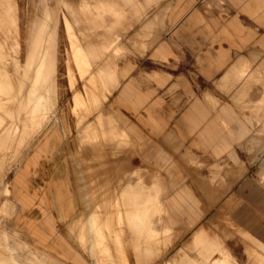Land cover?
Instances as JSON below:
<instances>
[{
    "label": "rangeland",
    "instance_id": "374dc122",
    "mask_svg": "<svg viewBox=\"0 0 264 264\" xmlns=\"http://www.w3.org/2000/svg\"><path fill=\"white\" fill-rule=\"evenodd\" d=\"M36 1L7 0L6 5L8 7L5 9H0V13L7 12L9 16L7 18V14H0V38L2 37V41L0 39V60L3 61L4 59L3 62L0 61V81L2 80V82L0 83V264H168L171 263L170 260L173 254L176 253V251H178L180 248L184 247L186 243H189L191 241L193 232L201 228L206 229L209 234L217 236L221 240L224 247L229 251V253L241 264H252V259H248L245 248L249 249L250 247H253V243L247 238H242L243 241L239 240L240 238L238 237H241V235H239L237 231V229L239 228L238 221L234 216L235 213L233 210L234 205L237 202H244L248 205H252V203L248 201L243 194L244 192H246V188H243L239 182L237 185H235L233 190L234 193L238 194L236 201H227L222 203H220L219 201H213L212 203H210L213 205L215 204L218 207V212H215V214L211 215V217L202 219L200 223L195 227L188 228L185 223H183V225L187 227V229H185L182 224H179V226L178 222L173 223L174 221L171 220V217L167 213H164L166 212L165 204L166 206H168V208H170L171 206L170 201L169 203L164 202V198L168 195L169 192V186L166 184L165 176H163V174L158 170L150 167L144 161H138L137 159H134L135 156H133L134 153H132V150L136 153L137 151L136 147H134L133 145V140L130 139V137L124 130H120V125L117 123L112 114L107 109H105L106 102L112 95L113 91L120 84L117 74L120 64L124 60L133 57L134 55H141L148 49L151 40L154 37V34L158 30H161L158 29L157 25L160 24V22H164V19L166 17L165 8L167 4H170V0H130L128 3L125 2L127 0H115L116 2H114V0H87L88 2L86 0H78L75 2H71L70 0H59L60 3L57 0ZM69 2L73 6H71ZM145 2L148 3L146 4ZM0 4L4 6V4H2L1 2ZM68 7L71 9H69ZM97 7L99 8L97 9ZM109 8L112 9L110 10ZM83 10H85L84 12H86L87 10L90 14L89 16L91 17L89 21L86 20L88 23L90 22L88 25H91L89 27L87 26L88 30H84V32L80 28H78V26L80 27L79 21H81V16L87 15L82 12ZM29 12L30 14H28ZM32 12L34 13L31 14ZM98 13L99 15L103 14L101 17H103L104 20L100 16L97 17ZM9 14H13L14 19ZM17 14L21 16L17 17ZM70 14H74V17ZM32 15H36L38 19L35 16V19L32 20V18H30L32 17ZM55 15L57 18L55 17ZM57 15L59 16V18ZM61 15H64L65 19L64 17H61ZM79 15L81 16L79 17ZM24 16L29 17H26V19ZM76 16L79 17V21L77 20L78 18ZM54 17L56 20L52 19ZM75 17L77 18L75 20L76 22L74 21ZM94 17H97L96 21L94 20ZM2 18L5 22L1 21L3 20ZM91 20L93 21V25L91 23ZM27 21L29 23L33 21L30 24L31 26L28 25L30 29L28 26H26ZM47 21L49 23H46ZM82 21L84 22L85 20ZM1 22H3V24L10 23L8 24V27L10 28L12 26L11 22H18L16 23L17 25L13 24V26L15 27H12L14 29L12 30L13 32L15 31L14 34L16 36L13 35V32L10 28L6 27L7 24L5 26V24L3 25ZM34 24L36 27L34 26ZM3 26L8 28V30L6 29L8 33L6 32V30L3 31L5 29V27L3 28ZM25 30H32L31 32H28L30 36L28 34L25 35ZM72 30H74L75 33H73ZM90 30H92V32ZM150 30L152 32H150ZM33 31H35L36 34ZM53 32L55 36L53 35ZM95 32L97 34H95ZM18 33L19 36H17ZM32 33L34 34V38L31 41L28 40V38H32ZM98 33L100 36L98 35ZM2 35H4V37ZM23 35L27 37V42L30 41L33 43L30 44L29 42V44L27 43V45L25 42L26 39H24L25 36ZM5 36L6 38L8 36V41L4 40ZM10 37H16L17 40L16 38H12L11 40ZM55 37L57 38V40ZM107 37H109L110 39H108ZM53 38L55 39L53 40ZM53 41H56L54 43L56 44V46L59 45L60 49L57 47V50L54 47L55 44L53 43ZM70 42H72L71 47ZM6 43L9 45H7ZM64 44H69V47L65 46ZM78 44H80L83 48H81V50H83V56H80L78 54L83 61L76 55V57L79 59V62L76 57V60L74 59V53H77L75 47H79ZM21 45L24 48H22ZM30 45H32L31 48ZM63 45L64 47H66V50L64 49ZM6 46H9L7 48V51L5 50ZM26 46L30 48V51L32 52L31 55L29 54L30 51H27V49L29 50V48H26ZM105 47L107 48L105 49ZM54 48L56 51L54 50ZM61 48H63L65 52L63 51V49L62 52ZM1 49L6 52V55L4 54L3 50L1 51ZM20 49H22V51ZM51 50L55 52L53 53V51ZM96 50L98 52H96ZM37 53L39 55H37ZM58 53H60L62 57H65V59L61 58ZM52 54H55L54 57L52 56ZM8 57L10 60H13L12 63L8 59ZM18 58L20 59V62H17L19 60ZM52 58H55V62ZM57 58L60 59H58L59 63L56 60ZM61 59H64V62H62L63 60ZM21 61L24 65H22ZM39 61L44 62V69H42L40 72L41 80H39L40 82L38 81V83L36 79ZM61 62L65 64H62ZM56 63L57 66L59 64L58 69L56 67ZM16 68H19V70ZM54 69L57 72L54 71ZM41 73L44 74L42 75ZM3 79L6 84L3 83ZM54 79L55 81L53 82ZM255 92H257V94L259 93L260 97L262 96L261 91L258 92L257 90H255ZM41 96L42 99L40 100ZM254 108H258L257 111H259V114H262V111L264 110L263 106H255ZM92 116L93 118L91 119ZM100 117L102 120L100 119ZM86 124H89L90 128L93 129V131L91 132V129H89L88 132L91 134L88 133L89 135L87 136V140H89L90 137L91 140L89 141L93 142V140H95L94 142L97 143V145H82L81 148H83L84 154H81L80 147L78 146L77 142V130L82 128L83 126L85 127ZM258 124L261 125V122H258ZM56 129L61 130L66 138L68 157L72 163V172L77 189L76 206L79 210L78 213L76 215H73L72 218L66 223V225H68H65L63 229H60L61 233H55V231H53L51 235L46 236V234L43 233H41L42 235H38L36 234L35 229H31L32 231L28 232L26 229H20L16 224L17 212L20 205L19 198L16 194V186L21 184L18 172L20 173V169L23 163L36 159L37 154H32V156L30 152L35 148L39 149L41 147L40 142H38L41 136H45L47 133L52 132ZM71 132L75 133L72 144V147L75 148V153H71L70 150L71 141H69L68 138L70 137ZM259 133H261V131H259ZM252 142L253 143L250 144L249 147L252 146L253 151L248 152L246 150L247 148L245 149L244 156L246 158V168L244 167L240 169L238 178L241 179V177H243V180L248 179V181L251 183L257 182L262 185L259 172L261 171L262 161L264 160V152L262 150L264 147L262 148V144L260 142L257 143L255 138ZM252 154H254L255 156L253 162L250 160V156ZM83 155L87 156L89 159H87L86 161H82L81 156ZM130 156H132L133 158ZM99 159H102V163ZM117 161L118 163H116ZM19 163L21 166H18ZM111 163L112 165H110ZM116 164L118 165L116 166ZM107 169L111 171H108ZM104 172L105 174L107 172V174L105 175ZM110 172H112L113 175ZM146 173L149 177L146 175ZM100 174L102 175L103 179H105L104 183L106 181L108 182L105 183V185H107L106 187L101 181L103 179L100 180ZM113 180H116L117 182ZM153 180H156L157 182L159 181L157 187L152 186ZM93 181L94 184H92ZM163 181L165 182V184ZM114 183L116 184V187ZM99 184H103L102 189L101 187H99ZM113 184L114 187H112ZM117 186L118 190H116ZM150 186L154 188V191L152 190V192L149 193ZM104 188L106 189L107 193H104ZM133 188L138 192H136L135 190L133 191ZM159 188L162 190V193ZM91 189L94 190L92 191ZM95 189L98 190L95 191ZM111 189L113 191H118H115L116 193L114 192L116 195ZM163 189L166 191H164ZM214 189L216 193H220V191L226 192L228 189H230V187L217 185L214 186ZM108 190H110V192ZM102 191L104 194H101ZM123 192L124 194H126L124 195ZM152 193L155 196L152 195ZM112 194L115 195L114 198ZM121 194L123 195L121 196ZM134 194L136 196H134ZM115 200L118 201V203H121V205L116 203ZM103 201L105 205H103ZM136 204L138 207H136ZM121 206L125 207L122 208ZM102 208H105V210H103ZM111 208L114 213L111 211ZM117 208L119 209V211ZM138 208L141 212L147 211L150 214L152 220L154 216L157 215V218H160L162 220L163 225L159 226L157 231L153 229H147L146 225H143L142 227V223L140 221V224L137 226L138 220L133 216H135L134 211H136ZM144 208L146 211L144 210ZM161 208H165V210H162ZM159 212H162L160 216H158L160 214ZM93 214L97 216L96 219L105 221V223L110 226L108 228L102 227V229L99 230V237L101 236L102 242H100L101 240L92 237L95 235V232H93L94 228H92L91 226V219L94 216ZM164 214L166 217H164ZM167 219H169L168 221H170V223H167L168 221L166 222ZM260 220L262 223H264V219L261 218ZM167 224L170 226H168ZM76 226L81 228V230ZM163 226L164 228H162ZM224 227L233 231L235 233V236H227L221 230ZM17 231L20 232V234ZM183 231L184 233L182 234ZM34 232L36 235L34 234ZM35 236L41 237L39 240L41 243H45L44 246L46 247H42L41 245H39L37 243L38 241H36ZM52 236L53 244L56 248L48 246L46 244L49 241V238H51ZM70 243L73 245V249L70 248ZM129 261L132 262L129 263Z\"/></svg>",
    "mask_w": 264,
    "mask_h": 264
},
{
    "label": "crops",
    "instance_id": "0c3cea01",
    "mask_svg": "<svg viewBox=\"0 0 264 264\" xmlns=\"http://www.w3.org/2000/svg\"><path fill=\"white\" fill-rule=\"evenodd\" d=\"M165 10L164 22L157 25L161 30L148 49L120 64V84L105 109L133 139L134 155L165 176L169 192L164 202L171 205L165 204L167 213L182 225L195 227L218 212L213 201H236L233 190L240 182L252 205H234L238 238L253 243L245 248L252 264H264V160L262 185L238 178L246 168L245 149L253 151L249 145L254 138L264 147V113L254 108L264 107V0H170ZM79 132L81 128L77 142L84 154L81 147L90 141L87 137L82 143ZM74 135L68 138L71 153ZM40 140L41 147L30 152L36 159L23 163L18 172L16 224L47 236L61 233L79 209L64 133L56 129ZM155 181L152 186H157ZM217 185L230 189L216 193ZM221 230L235 236L226 227ZM52 238L46 244L54 247ZM170 261L241 264L217 236L202 228Z\"/></svg>",
    "mask_w": 264,
    "mask_h": 264
},
{
    "label": "bare ground",
    "instance_id": "6f19581e",
    "mask_svg": "<svg viewBox=\"0 0 264 264\" xmlns=\"http://www.w3.org/2000/svg\"><path fill=\"white\" fill-rule=\"evenodd\" d=\"M34 1H36V0H34ZM39 1H40V0H39ZM57 1L59 2V0H57ZM57 1H56V2H57ZM70 1H71V2H75V1H78V0H70ZM84 1H85V0H84ZM86 1H87V0H86ZM91 1H92V0H91ZM96 1H97V0H96ZM109 1H110V0H109ZM129 1H130V0H127V1H125V2L128 3ZM139 1H140V0H139ZM147 1H150V0H147ZM0 2H1L2 4H4V6H5V7H4L3 5L0 4V9H5V8L8 7V6L6 5V4H7V0H3V1L0 0ZM32 2H33V1H32ZM36 2H37V1H36ZM79 2H80V1H79ZM87 2H88V1H87ZM106 2H107V1H106ZM112 2H113V1H112ZM112 2H111V3H112ZM114 2H116V1L114 0ZM59 3H60V2H59ZM69 3H70V2H69ZM98 3H99V2H98ZM145 3H146V2H145ZM147 3H148V2H147ZM147 3H146V4H147ZM24 4H25V3H24ZM67 4H68V3H67ZM72 4H73V3H72ZM100 4H101V3H100ZM122 4H123V3H122ZM137 4H138V3H137ZM34 5H35V4H34ZM64 5H65V4H64ZM70 5H71V3H70ZM106 5H107V4H106ZM110 5H111V4H110ZM119 5H120V4H119ZM128 5H129V4H128ZM131 5H132V4H131ZM29 6H30V5H29ZM41 6H42V5H41ZM58 6H59V5H58ZM71 6H73V5H71ZM76 6H77V5H76ZM98 6H99V4H98ZM114 6H115V5H114ZM77 7H78V6H77ZM81 7H82V6H81ZM102 7H103V5H102ZM102 7H101V8H102ZM107 7H108V6H107ZM120 7H121V6H120ZM133 7H135V6H133ZM137 7H138V6H137ZM55 8H56V7H55ZM68 8H69V7H68ZM98 8H99V7H97V9H98ZM122 8H124V7H122ZM8 9H9V8H8ZM12 9H13V8H12ZM62 9H63V8H62ZM69 9H71V8H69ZM104 9H105V7H104ZM109 9H110V8H109ZM111 9H112V8H111ZM111 9H110V10H111ZM126 9H127V8H126ZM134 9H136V8H134ZM29 10H30V7H29ZM47 10H48V9H47ZM47 10H46V11H47ZM60 10H61V8H60ZM110 10H109V11H110ZM46 11H45V12H46ZM57 11H58V9H57ZM84 11H85V10H83L82 12H83L84 14H87V15H82V16L79 15V17L81 16V18H80L81 21H82V20H85L84 22H83V21H82V22L79 21V17H77L78 15L76 16L78 19H77L76 17L74 18V21L77 19V20L80 22V27L78 26V28H80L83 32H84V30H88V27L91 25V24L88 25L90 22L88 23V22L86 21V20L89 21V20L91 19V17L89 16L90 14H89V12H88L87 10H86L87 13L84 12ZM99 11H100V10H99ZM99 11H98V12H99ZM101 11H102V9H101ZM104 11H105V10H104ZM118 11H119V10H118ZM123 11H124V10H123ZM30 12H31V11H30ZM30 12H29L28 14H30ZM53 12H55V11H53ZM121 12H122V11H121ZM2 13H3V12H2ZM2 13H0V14H2ZM33 13H34V12H32L31 14H33ZM59 13H60V12H59ZM83 13H82V14H83ZM100 13H101V12H100ZM112 13H113V11H112ZM124 13H125V12H124ZM3 14H7V12H6V13H3ZM52 14H54V13H52ZM61 14H63V13H61ZM74 14H75V13H74ZM74 14H73V15L70 14V15H72V16L74 17ZM108 14H109V12H108ZM108 14H107V15H108ZM115 14H117V13H115ZM119 14H120V13H119ZM9 15H11V14H9ZM17 15H18V14H17ZM17 15H16V16H17ZM23 15H24V14H23ZM26 15H27V13H26ZM48 15H49V14H48ZM50 15H51V14H50ZM64 15H66V14H64ZM64 15H61V17H64ZM97 15H98L97 17H99V16L101 17L103 14H102V15H99V13H98ZM4 16H5V15H4ZM11 16H12L13 19H14V15L12 14ZM16 16H15V17H16ZM20 16H21V15H20ZM20 16L18 15L17 17H20ZM29 16H31V15H29ZM29 16H28V17H29ZM33 16H34V18H33ZM35 16H36V15H32V17H30V18H32V20H33V19H35ZM37 16H38V14H37ZM37 16H36V17H37ZM53 16H54V15H53ZM53 16H49V17H53ZM57 16H58V15H57ZM111 16H112V15H111ZM116 16H117V15H116ZM123 16H124V15H123ZM2 17H3V16H2ZM6 17H7V18L9 17L8 14L6 15ZM6 17H5V18H6ZM24 17H25V16H24ZM26 17H27V16H26ZM26 17H25V18H26ZM28 17H27V18H28ZM43 17H44V16H43ZM55 17H56V15H55ZM55 17L52 18V19L56 20ZM97 17H94V20H95V21H96V18H97ZM0 18H1V17H0ZM22 18H23V16H22ZM25 18H24V19H25ZM27 18H26V19H27ZM56 18H57V17H56ZM58 18H59V16H58ZM101 18H103V17H101ZM118 18H120V17H118ZM144 18H145V17H144ZM2 19H3V18H2ZM37 19H38V17H37ZM37 19H36V20H37ZM52 19H51V20H52ZM64 19H65V17H64ZM92 19H93V18H92ZM20 20H21V19H20ZM28 20H29V19H28ZM48 20H49V19H48ZM51 20H50V21H51ZM54 20H53V21H54ZM103 20H104V18H103ZM107 20H108V19H107ZM107 20H106V21H107ZM109 20H111V19H109ZM1 21H4V19L1 20ZM29 21H30V20H29ZM91 21H92V20H91ZM98 21H99V20H98ZM100 21H101V20H100ZM112 21H113V20H112ZM117 21H118V20H117ZM119 21H120V20H119ZM4 22H5V21H4ZM6 22H8V21H6ZM24 22H25V21H24ZM32 22H33V21H32ZM32 22H31V23H32ZM54 22H55V21H54ZM75 22H76V21H75ZM1 23L3 24V22H1ZM16 23H18V22H16ZM16 23H15V22H14V23L11 22V25H12L11 28L8 27V24H10V23H6L7 26H6L5 23H4V24H5L6 27L10 28L11 31L13 32L14 29H13L12 27H15V26H13V24H14V25H17ZM31 23H29V22L27 21V25H26V26L30 25ZM35 23H36V22H35ZM46 23H49V22L47 21ZM91 23H92V25H93V21H92ZM97 23H98V22H97ZM97 23H96V24H97ZM100 23H101V22H100ZM100 23H99V24H100ZM102 23H103V22H102ZM4 24H3V25H4ZM24 24H26V23H24ZM39 24H40V23H39ZM54 24H55V23H54ZM67 24H68V23H67ZM37 25H38V23H37ZM49 25H50V24H49ZM52 25H53V24H52ZM56 25H57V24H56ZM78 25H79V24H78ZM85 25H86V27H85ZM94 25H95V23H94ZM5 26H3V28H4ZM9 26H10V25H9ZM30 26H31V25H30ZM34 26H35V24H34ZM45 26H46V24H45ZM67 26H69V25H67ZM74 26H75V25H74ZM76 26H77V24H76ZM81 26H82V27H81ZM87 26H88V27H87ZM98 26H99V25H98ZM6 27H5V29H4L3 31H5L6 29L8 30V28H6ZM20 27H21V26H20ZM24 27H25V26H24ZM28 27H29V26H28ZM35 27H36V26H35ZM101 27H102V26H101ZM105 27H106V26H105ZM0 28H1V27H0ZM3 28H2V29H3ZM22 28H23V27H22ZM33 28H34V27H33ZM38 28H39V27H38ZM38 28H37V30H38ZM10 29H9V30H10ZM12 29H13V30H12ZM16 29H17V27H16ZM19 29H20V28H19ZM29 29H30V27H29ZM31 29H32V28H31ZM35 29H36V28H35ZM72 29H73V28H72ZM91 29H92V28H91ZM94 29H95V27H94ZM7 30H6V32H7ZM64 30H65V29H64ZM92 30H93V29H92ZM92 30H90V31L92 32ZM96 30H97V29H96ZM100 30H101V29H100ZM100 30H99V31H100ZM103 30H104V29H103ZM103 30H102V31H103ZM11 31H10V32H11ZM25 31H26V33H25V35H26V34H28V32H29L30 30H28V31L25 30ZM31 31H32V30H31ZM31 31H30V32H31ZM72 31H73V33H75L74 30H72ZM6 32H5V34H6ZM18 32H19V31H18ZM21 32H22V30H21ZM33 32H35V31H33ZM104 32H105V31H104ZM150 32H152V31L150 30ZM153 32H154V31H153ZM7 33H8V32H7ZM14 33H15V31L13 32V35L16 36ZM16 33H17V30H16ZM71 33H72V32H71ZM78 33H79V32H78ZM99 33H100V32H99ZM99 33H98V35H99ZM108 33H109V32H108ZM0 34H1V33H0ZM21 34H22V33H21ZM30 34H31V33H30ZM35 34H36V32H35ZM47 34H48V31H47ZM65 34H66V33H65ZM88 34H89V33H88ZM88 34H87V35H88ZM91 34H92V33H91ZM95 34H97V33L95 32ZM101 34H102V33H101ZM104 34H105V33H104ZM152 34H153V33H152ZM7 35H8V34H7ZM11 35H12V34H11ZM25 35H23V36H25ZM28 35H29V34H28ZM28 35H27V36H28ZM33 35H34V34L32 33V38L30 39V37H29L28 40H31V41H32V39L34 38ZM49 35H50V34H49ZM49 35H48V36H49ZM53 35L55 36L54 32H53ZM66 35H67V34H66ZM75 35H76V34H75ZM109 35H110V34H109ZM2 36L4 37V35H2ZM8 36H9V35H8ZM8 36H7V38H8ZM17 36H19V33L17 34ZM29 36H30V35H29ZM35 36H36V35H35ZM51 36H52V35H51ZM68 36H69V34H68ZM68 36H67V37H68ZM92 36H93V35H92ZM92 36H91V37H92ZM96 36H97V35H96ZM99 36H100V35H99ZM104 36H105V35H104ZM111 36H112V35H111ZM150 36H151V34H150ZM56 37H57V36H56ZM56 37H55V38H56ZM7 38H6V36H5L4 40H5V41H8ZM10 38H11V37H10ZM10 38H9V39H10ZM12 38H13V37H12ZM12 38H11V40H12ZM14 38H16V37H14ZM14 38H13V39H14ZM40 38H41V37H40ZM55 38H53V40H54ZM58 38H59V37H58ZM68 38H69V37H68ZM96 38H97V37H96ZM99 38H100V37H99ZM107 38L110 39L109 37H107ZM107 38H106V39H107ZM111 38H112V37H111ZM0 39H1V41H2V37H1ZM24 39H26V41H25L26 44H27V43L29 44L30 41L27 42V37H26V36H25ZM4 40H3V41H4ZM16 40H17V38H16ZM16 40H15V41H16ZM56 40H57V38H56ZM58 40H59V39H58ZM77 40H78V38H77ZM82 40H84V39H82ZM93 40H94V39H93ZM95 40H96V39H95ZM86 41H87V40H86ZM102 41H103V40H102ZM109 41H111V40H109ZM9 42H10V41H9ZM18 42H19V41H18ZM20 42H21V41H20ZM54 42H56V41H53V43H54ZM63 42H64V41H63ZM90 42H91V41H90ZM90 42H89V43H90ZM96 42H97V41H96ZM106 42H107V41H106ZM1 43H4V42H1ZM32 43H33V42H30V44H32ZM57 43H58V42H57ZM80 43H81V42H80ZM87 43H88V42H87ZM99 43H100V39H99ZM104 43H105V42H104ZM6 44H7V43H6ZM26 44H25V45H26ZM28 44H27V45H28ZM34 44H35V43H34ZM34 44H33V45H34ZM54 44H55V43H54ZM73 44H74V43H73ZM7 45H9V44H7ZM36 45H37V44H36ZM64 45H65V44H64ZM64 45H63V47H64ZM68 45H69V44H68ZM68 45H65V46H68ZM78 45H79V47H78V46L75 47V48H76L75 50H76L77 53H76V54L74 53V59H75L76 55H77L78 57H79V55H80V56H83V55H82V51H83V50H81L82 46H81L80 44H78ZM101 45H102V44H101ZM1 46H2V45H1ZM21 46H22V45H21ZM21 46H20V47H21ZM60 46H61V45H60ZM71 46H72V42H70V47H71ZM73 46H74V45H73ZM80 46H81V47H80ZM83 46H84V45H83ZM99 46H100V45H99ZM103 46H104V45H103ZM103 46H102V47H103ZM8 47H9V46H8ZM8 47L6 46V48H5L6 51H7V48H8ZM27 47H28V46H26V48H27ZM31 47H32V45H30V48H31ZM33 47H35V46H33ZM48 47H49V45H48ZM54 47H55L56 49H57V47L60 49L59 45L56 46V44H55ZM68 47H69V46H68ZM68 47H67V48H68ZM22 48H24V47L22 46ZM26 48H25V49H26ZM28 48H29V47H28ZM30 48H29V50L27 49V51H30ZM55 48H54V50H55ZM65 48H66V47H64V49H65ZM94 48H95V47H94ZM94 48H93V49H94ZM106 48H107V47H105V49H106ZM62 49H63V48H61V51H62ZM64 49H63V51H64ZM82 49H83V48H82ZM91 49H92V47H91ZM100 49H101V48H100ZM2 50H3V49H1V51H2ZM20 50L22 51V49H20ZM20 50H19V51H20ZM31 50H32V49H31ZM34 50H35V49H34ZM57 50H58V49H57ZM65 50H66V49H65ZM23 51H24V50H23ZM27 51H26V52H27ZM49 51H50V50H49ZM51 51H53V50H51ZM55 51H56V50H55ZM55 51H53V53H54ZM63 51H62V52H63ZM3 52H4V54L6 53L4 50H3ZM26 52H25V54H26ZM62 52H61V54H62ZM64 52H65V51H64ZM96 52H98V51L96 50ZM1 53H2V52H1ZM27 53H28V52H27ZM31 53H32V52L30 51L29 54L31 55ZM56 53H57V52H56ZM68 53H69V52H68ZM2 54H3V53H2ZM33 54H34V53H33ZM50 54H51V53H50ZM58 54L60 55V53H58ZM58 54H56V55H58ZM78 54H79V55H78ZM85 54H86V53H85ZM93 54H94V53H93ZM105 54H106V53H105ZM5 55H6V54H5ZM21 55H22V54H21ZM34 55H35V54H34ZM34 55H32V56H34ZM37 55H39V54L37 53ZM54 55H55V54H54ZM54 55L52 54L53 57H54ZM100 55H101V54H100ZM0 56H1V55H0ZM7 56H8V55H7ZM16 56H17V55H16ZM28 56H29V55H28ZM60 56H61V55H60ZM62 56H63V54H62ZM62 56H61V58H64V59H65V57H62ZM69 56H70V55H69ZM86 56H87V55H86ZM88 56H89V55H88ZM106 56H107V55H106ZM109 56H110V55H109ZM111 56H112V55H111ZM50 57H51V56H50ZM84 57H85V56H84ZM92 57H94V56H92ZM0 58H1V57H0ZM10 58H11V57H10ZM19 58H20V57H19ZM19 58H18V59H19ZM27 58H28V57H27ZM55 58H56V56H55ZM55 58H52V59L54 60V62H55ZM67 58H68V57H67ZM76 58H77V57H76ZM2 59H3V58H2ZM8 59H9V57H8ZM11 59H12V58H11ZM28 59H29V58H28ZM58 59H59V58H57L56 60H57L58 63H59V60H60V59H59V60H58ZM64 59H61V60H63L62 62H64ZM77 59H78V58H77ZM79 59H81V58L79 57ZM79 59H78V62H79ZM94 59H96V58H94ZM99 59H100V58H99ZM101 59H102V58H101ZM6 60H7V59H6ZM9 60H10V59H9ZM14 60H15V59H14ZM16 60H17V59H16ZM41 60H42V59H41ZM53 60H52V61H53ZM75 60H76V59H75ZM81 60H82V59H81ZM86 60H87V59H86ZM0 61L3 62L4 59H3V61H2V60H0ZM10 61H11V63H12L13 60H10ZM57 61H56V62H57ZM82 61H83V60H82ZM104 61H105V60H104ZM7 62H8V61H7ZM17 62H20V59H19ZM62 62H61V63H62ZM66 62H67V60H66ZM78 62H77V63H78ZM94 62H95V61H94ZM21 63H22V65H24L22 61H21ZM52 63H53V62H52ZM83 63H84V62H83ZM91 63H92V62H91ZM107 63H108V62H107ZM240 63H241V62H240ZM8 64H9V63H8ZM62 64H65V63H62ZM88 64H89V63H88ZM101 64H102V63H101ZM6 65H7V64H6ZM9 65H10V64H9ZM9 65H8V66H9ZM13 65H14V64H13ZM54 65H55V64H54ZM60 65H61V64H60ZM91 65H92V64H91ZM11 66H12V65H11ZM11 66H10V67H11ZM20 66H21V64H20ZM61 66H62V65H61ZM4 67H5V66H4ZM13 67H15V66H13ZM18 67H19V66H18ZM36 67H37V66H36ZM56 67H57V69H58V68H59V64H58V66H57V63H56ZM5 68H6V67H5ZM20 68H21V67H20ZM88 68H89V67H88ZM16 69L19 70V68H16ZM42 69H44V62H43V61H39V65H38V68H37V79H36L37 82H38L39 80H41V79H40V78H41V77H40V72H41ZM49 69H50V68H49ZM62 69H63V68H62ZM9 70H10V69H9ZM32 70H33V69H32ZM94 70H95V69H94ZM16 71H17V70H16ZM54 71H56V70L54 69ZM65 71H66V70H65ZM3 72H4V71H3ZM5 72H6V71H5ZM42 72H44V71H42ZM56 72H57V71H56ZM58 72H59V70H58ZM68 72H70V71H68ZM1 73H2V72H1ZM54 73H55V72H54ZM19 74H20V73H19ZM32 74H33V73H32ZM41 74L43 75L44 73H41ZM46 74H47V73H46ZM50 74H51V73H50ZM86 74H87V73H86ZM17 75H18V74H17ZM42 75H41V76H42ZM52 75H53V74H52ZM57 75H58V73H57ZM68 76H69V75H68ZM17 77H18V76H17ZM42 77H43V76H42ZM45 77H46V76H45ZM45 77H44V78H45ZM55 77H56V76H55ZM57 77H58V76H57ZM12 78H13V77H12ZM53 78H54V77H53ZM55 79H56V78H55ZM55 79L53 80V82L55 81ZM84 79H85V78H84ZM25 81H27V80H25ZM33 81H34V80H33ZM42 81H43V79H42ZM42 81H41V82H42ZM56 81H57V80H56ZM82 81H83V80H82ZM1 82H2V80L0 81V83H1ZM39 82H40V81H39ZM39 82H38V83H39ZM49 82H50V81H49ZM118 82H119V81H118ZM3 83H5V82H4V79H3ZM55 83H57V82H55ZM5 84H6V83H5ZM12 84H13V83H12ZM22 84H23V83H22ZM83 84H84V83H83ZM1 85H2V84H1ZM23 85H24V84H23ZM23 85H22V86H23ZM5 86H6V85H5ZM51 86H52V85H51ZM55 86H56V85H55ZM55 86H54V87H55ZM66 86H67V85H66ZM10 87H11V86H10ZM21 88H22V87H21ZM1 89H2V88H1ZM262 89H263V88H262ZM21 90H22V89H21ZM22 91H23V90H22ZM22 91H21V92H22ZM52 92H53V91H52ZM96 92H97V91H96ZM19 93H20V92H19ZM25 96H26V95H25ZM68 96H69V95H68ZM43 97H44V95H43ZM47 98H48V97H47ZM95 98H96V97H95ZM3 99H4V98H3ZM41 99H42V96H41L40 100H41ZM234 99H235V98H234ZM93 100H94V99H93ZM237 100H238V99H237ZM21 101H22V100H21ZM92 102H93V101H92ZM250 102H251V101H250ZM250 102H249V103H250ZM43 103H44V102H43ZM47 103H48V102H47ZM47 103H46V104H47ZM9 104H10V103H9ZM5 105H6V104H5ZM11 105H12V104H11ZM21 107H22V106H21ZM11 108H12V107H11ZM39 108H40V107H39ZM100 108H101V107H100ZM34 109H35V108H34ZM257 109H258V108H257ZM9 111H11V110H9ZM12 111H13V110H12ZM263 111H264V110H263ZM263 111H262V112H263ZM39 112H40V111H39ZM255 112H256V111H255ZM258 112H259V111H258ZM99 116H100V115H99ZM20 119H21V118H20ZM100 119H101V117H100ZM101 120H102V119H101ZM263 120H264V119H263ZM21 122H22V121H21ZM71 122H72V121H71ZM99 122H100V121H99ZM81 125H82V124H81ZM263 125H264V124H263ZM18 128H19V126H18ZM12 129H13V128H12ZM89 129H91L90 132L93 131V129L90 128V125H89V127L85 126V127H83V129L81 128V132H79V133H80L79 138L81 139L82 143H86V142H87V141L85 142V140H86L87 136H88L89 134H91V133L88 132ZM17 131H18V130H17ZM103 132H105V131H103ZM88 133H89V134H88ZM105 134H106V133H105ZM118 134H119V133H118ZM106 136H107V135H106ZM78 140H79V139H78ZM89 140H91L90 137H89ZM89 140H88V142H89ZM132 140H133V139H132ZM94 141H95V140H93V142L90 141V144H94ZM96 145H97V144H96ZM115 145H116V144H115ZM126 145H127V144H126ZM80 146H81V144H80ZM126 148H127V147H126ZM98 149H99V148H98ZM129 149H130V148H129ZM131 150H132V149H131ZM132 151H133V150H132ZM119 152H120V151H119ZM133 152H134V151H133ZM133 152H132V153H133ZM132 153H131V155H132ZM134 153H136V152H134ZM128 155H129V154H128ZM133 156H135V158H136L138 161L140 160V159L138 158L137 155H134V154H133ZM130 157H132V156H130ZM83 158H84V157H83ZM132 158H133V157H132ZM135 158H134V159H135ZM88 159H89V158H88ZM119 159H120V158H119ZM129 159H130V158H129ZM129 159H128V160H129ZM99 160H100V159H99ZM101 160H102V159H101ZM101 160H100V161H101ZM116 160H117V159H116ZM116 160H115V161H116ZM137 160H136V161H137ZM120 161H121V160H120ZM125 162H126V161H125ZM101 163H102V161H101ZM116 163H118V161H117ZM133 163H134V162H133ZM135 163H136V162H135ZM139 163H140V162H139ZM110 165H112V163H111ZM117 165H118V164H116V166H117ZM131 165H132V164H131ZM18 166H21L20 163H19ZM103 166H104V165H103ZM114 166H115V165H114ZM124 166H125V165H124ZM97 167H98V166H97ZM136 167H137V165H136ZM138 167H139V166H138ZM16 168H17V167H16ZM102 168H104V167H102ZM126 168H127V167H126ZM134 168H135V167H134ZM78 169H79V168H78ZM132 169H133V168H132ZM102 170H103V169H102ZM104 170H105V169H104ZM107 170H108V169H107ZM107 170H106V171H107ZM115 170H116V169H115ZM117 170H118V169H117ZM134 170H135V169H134ZM134 170H133V171H134ZM91 171H92V170H91ZM91 171H90V172H91ZM108 171H111V170H108ZM126 171H127V170H126ZM131 171H132V170H131ZM99 172H100V171H99ZM102 172H103V171H102ZM112 172H113V171H112ZM112 172H110V173L113 175ZM140 172H141V171H140ZM114 173H115V172H114ZM116 173H117V171H116ZM116 173H115V174H116ZM128 173H129V172H128ZM101 174H102V173H101ZM101 174H100V176L102 177L103 174H102V175H101ZM104 174H105V172H104ZM106 174H107V172H106ZM106 174H105V175H106ZM119 174H120V173H119ZM158 174H159V173H158ZM158 174H157V175H158ZM112 175H109V176H112ZM146 175H147V173H146ZM159 175H160V174H159ZM88 176H89V175H88ZM133 176H134V174H133ZM138 176H139V175H138ZM147 176H148V175H147ZM160 176H161V175H160ZM163 176H164V175H163ZM101 177H100V180L103 179V177H102V178H101ZM125 177H126V176H125ZM141 177H142V176H141ZM148 177H149V176H148ZM116 178H117V177H116ZM132 178H133V177H132ZM146 178H147V177H146ZM134 179H135V178H134ZM136 179H137V178H136ZM144 179H145V178H144ZM157 179H158V178H157ZM164 179H165V178H164ZM111 180H112V179H111ZM145 180H146V179H145ZM90 181H92V180H90ZM95 181H96V180H95ZM101 181L104 183L105 179H103V180H101ZM113 181H116V180H113ZM154 181H155V180H154ZM160 181H162V180H160ZM102 182H101V183H102ZM116 182H117V181H116ZM145 182H146V181H145ZM155 182H156V181H155ZM163 182H164V181H163ZM101 183H100V184H101ZM105 183H108V182L106 181ZM105 183H104V185H105ZM109 183H110V182H109ZM141 183H142V182H141ZM152 183H153V182H152ZM158 183H159V181L157 182V184H158ZM92 184H94V181L92 182ZM100 184H99V185H100ZM110 184H111V183H110ZM114 184H115V183H114ZM114 184H113L112 187H114ZM117 184H119V183H117ZM153 184H154V183H153ZM160 184H161V182H160ZM164 184H165V182H164ZM166 184H167V183H166ZM96 185H97V184H96ZM96 185H95V186H96ZM102 185H103V184H102ZM102 185L99 186V187H101V189H102ZM139 185H140V184H139ZM141 185H142V184H141ZM154 185H156V184H154ZM106 186H107V185H105V187H106ZM133 186H134V185H133ZM165 186H166V185H165ZM115 187H116V184H115ZM136 187H137V186H136ZM144 187H146V186H144ZM154 187H157V186H154ZM159 187H160V185H159ZM162 187H163V186H162ZM93 188H94V187H93ZM107 188H108V187H107ZM124 188H125V187H124ZM139 188H140V187H139ZM104 189H105V188H104ZM104 189H103V190H104ZM109 189H110V188H109ZM120 189H121V188H120ZM159 189H160V188H159ZM159 189H157V190H159ZM91 190H92V189H91ZM93 190H94V189H93ZM93 190H92V191H93ZM97 190H98V189H97ZM97 190L95 189V191H97ZM111 190H112V189H111ZM116 190H118V186H117V189H116ZM116 190H115V191H116ZM121 190H122V189H121ZM134 190L136 191V189L133 188V191H134ZM139 190H140V189H139ZM149 190H150V191H149V193H150V192H152V190L154 191V188H153L152 186H150ZM160 190H161V189H160ZM163 190H164V189H163ZM86 191H87V190H86ZM100 191H101V190H100ZM108 191L110 192V190H108ZM112 191H113V190H112ZM112 191H111V192H112ZM115 191H113V193H114ZM125 191H127V190H125ZM155 191H156V190H155ZM164 191H166V190H164ZM105 192L107 193L106 189H105L104 193H105ZM116 192H118V191H116ZM116 192H115V193H116ZM136 192H138V191H136ZM142 192H143V191H142ZM147 192H148V191H147ZM157 192H158V191H157ZM93 193H94V192H93ZM93 193H92V194H93ZM100 193H101V192H100ZM104 193H103V191H102L101 194H104ZM115 193H114V194H115ZM119 193H122V192H119ZM129 193H130V192H129ZM131 193H132V192H131ZM144 193H145V192H144ZM161 193H162V190H161ZM108 194H109V193H108ZM123 194H124V192H123ZM123 194H121V196H122ZM125 194H126V193H125ZM125 194H124V195H125ZM127 194H128V193H127ZM112 195H113V194H112ZM115 195H116V194H115ZM115 195H113V198H114ZM137 195H139V194H137ZM152 195H154V194H152ZM117 196H119V195H117ZM134 196H136V195L134 194ZM154 196H155V195H154ZM107 197H108V196H107ZM107 197H106V198H107ZM109 197H110V196H109ZM132 197H133V195H132ZM151 197H152V196H151ZM124 198H125V197H124ZM103 199H105V198H103ZM111 199H112V198H111ZM109 200H110V199H109ZM109 200H108V201H109ZM123 200H125V199H123ZM5 201H6V200H5ZM94 201H96V200H94ZM99 201H100V200H99ZM99 201H98V203H99ZM110 201H111V200H110ZM115 201H116V200H115ZM120 201H121V200H120ZM145 201H146V200H145ZM112 202H113V200H112ZM125 202H126V201H125ZM132 202H133V200H132ZM95 203H96V202H95ZM100 203H102V202H100ZM106 203H107V202H106ZM110 203H111V202H110ZM116 203H118V201H116ZM123 203H124V202H123ZM136 203H137V202H136ZM118 204L121 205V203H118ZM143 204H144V203H143ZM143 204H142V205H143ZM146 204H147V202H146ZM103 205H105V204H104V201H103ZM103 205H102V206H103ZM151 205H152V204H151ZM99 206H100V205H99ZM106 206H107V205H106ZM106 206H105V207H106ZM110 206H111V205H110ZM110 206H109V207H110ZM116 206H118V205H116ZM116 206H115V207H116ZM133 206H134V205H133ZM143 206H144V205H143ZM146 206H147V205H146ZM146 206H145V207H146ZM107 207H108V206H107ZM107 207H106V208H107ZM112 207H113V206H112ZM121 207L124 208L125 206H124V207L121 206ZM129 207H131V206H129ZM136 207H138L137 204H136ZM136 207H134V208H136ZM97 208H98V205H97ZM100 208H101V207H100ZM127 208H128V207H127ZM165 208H166V207H165ZM165 208H163V209L165 210ZM102 209H103V208H102ZM102 209H101V210H102ZM107 209H108V208H107ZM115 209H116V208H115ZM117 209H118V208H117ZM150 209H151V208H150ZM161 209H162V208H161ZM163 209H162V210H163ZM86 210H87V209H86ZM103 210H105V208H104ZM103 210H102V211H103ZM113 210H114V209H113ZM125 210H126V209H125ZM139 210H140L139 208H138L136 211L133 210L134 213H135V216L132 215L133 217H136L137 220H138V221H137V226L140 224V223H139V221H140V222L142 223V224H141L142 227H143V225H146L147 227H146V226H145V227H146L147 229H153V230L157 231V230H158V227L163 225L162 220H161L160 218H157V215H155L154 218H153V220H152L151 217H150V214L145 210V208H144V210H145L147 213L144 212V211L141 212V211H139ZM162 210H160V211H162ZM90 211H91V210H90ZM111 211H112V208H111ZM118 211H119V209H118ZM165 211H166V212H164V213H167V209H166ZM10 212H11V211H10ZM98 212H99V211H98ZM100 212H101V211H100ZM112 212H113V211H112ZM103 213H105V212H103ZM106 213H107V212H106ZM110 213H111V212H110ZM110 213H109V214H110ZM113 213H114V212H113ZM113 213H112V214H113ZM159 213H160V214H159L158 216H160V215L162 214V212H159ZM109 214H108V215H109ZM123 214H124V213H123ZM156 214H157V213H156ZM167 214H168V213H167ZM78 215H79V214H78ZM93 215H94V214H93ZM104 216H105V215H104ZM127 216H128V215H127ZM169 216H170V215H169ZM169 216H168V218H169ZM96 217H97V216L94 215V216L92 217V219H91V226H92V228H94V229H93V230H94L93 232H95V235L92 236V237H93V238L95 237V238L101 240V236L99 237V235H100V234H99V230L102 229V227H103V228H105V227L108 228V227H110V226H108V225L105 223V221H100L99 219H96ZM98 217H101V216H98ZM110 217H112V216H110ZM133 217H132V218H133ZM162 217H163V216H162ZM164 217H166L165 214H164ZM125 218H126V217H125ZM132 218H131V219H132ZM133 219H134V218H133ZM165 219H166V218H165ZM98 220H99V221H98ZM126 220H127V219H126ZM168 220H169V219H167L166 222H167ZM171 220L174 221L173 223H177V222H178V225L181 224V222H180L178 219H175V218L171 217ZM86 222H87V221H86ZM86 222H85V223H86ZM135 222H136V221H135ZM164 222H165V221H164ZM167 223H170V221H168ZM126 224H127V223H126ZM126 224H125V225H126ZM133 224H134V223H133ZM164 224H165V223H164ZM67 225H68V224H67ZM128 225H129V223H128ZM167 225H168V224H167ZM172 225H173V224H172ZM78 226H79V225H78ZM78 226H76V227L79 228ZM164 226H165V225H164ZM164 226H163L162 228H164ZM168 226H170V225H168ZM179 226H180V225H179ZM80 227H81V226H80ZM117 227H118V226H117ZM133 227H134V226H133ZM142 227H141V228H142ZM165 227H166V226H165ZM173 227H174V226H173ZM114 228H115V227H114ZM138 228H140V227H138ZM79 229L81 230V228H79ZM87 229H88V228H87ZM115 229H116V228H115ZM174 229H175V228H174ZM127 230H128V229H127ZM153 230H152V231H153ZM167 230H168V227H167ZM167 230H166V231H167ZM169 230H171V229H169ZM17 232H18V231H17ZM112 232H113V231H112ZM18 233L20 234V232H18ZM87 233H88V232H87ZM123 233H124V232H123ZM136 233H137V232H136ZM138 233H139V232H138ZM97 234H98V235H97ZM120 235H121V234H120ZM26 237H27V236H26ZM66 237H67V236H66ZM131 237H132V236H131ZM30 238H31V237H30ZM109 238H110V237H109ZM31 239H32V238H31ZM97 239H96V240H97ZM131 239H132V238H131ZM98 242H99V241H98ZM98 242H97V243H98ZM100 242H102V240H101ZM100 242H99V243H100ZM122 242H123V241H122ZM117 243H118V242H117ZM130 245H131V244H130ZM98 249H99V248H98ZM80 250H81V249H80ZM134 250H135V249H134ZM125 251H126V250H125ZM130 251H131V250H130ZM115 252H116V251H115ZM132 252H133V251H132ZM137 252H138V251H137ZM148 252H149V251H148ZM146 253H147V252H146ZM105 254H106V253H105ZM115 254H116V253H115ZM132 254H133V253H132ZM136 254H137V253H136ZM127 255H128V254H127ZM130 255H131V254H130ZM164 255H165V254H164ZM3 256H4V255H3ZM108 257H109V256H108ZM140 257H141V256H140ZM131 258H132V257H131ZM116 259H117V258H116ZM128 259H129V258H128ZM5 260H6V259H5ZM115 261H116V260H115ZM131 262H132V261H131ZM131 262L129 261V263H131ZM133 262H134V261H133ZM214 262H215V261H214ZM219 262H220V261H219ZM114 264H115V263H114ZM134 264H135V263H134ZM212 264H213V263H212Z\"/></svg>",
    "mask_w": 264,
    "mask_h": 264
}]
</instances>
